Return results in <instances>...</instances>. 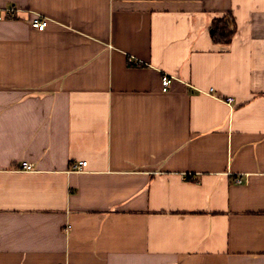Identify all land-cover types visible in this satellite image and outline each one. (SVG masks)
<instances>
[{"label":"crops","instance_id":"obj_1","mask_svg":"<svg viewBox=\"0 0 264 264\" xmlns=\"http://www.w3.org/2000/svg\"><path fill=\"white\" fill-rule=\"evenodd\" d=\"M0 14V264H264V0Z\"/></svg>","mask_w":264,"mask_h":264},{"label":"trees","instance_id":"obj_2","mask_svg":"<svg viewBox=\"0 0 264 264\" xmlns=\"http://www.w3.org/2000/svg\"><path fill=\"white\" fill-rule=\"evenodd\" d=\"M212 36L215 42L227 44L229 43L237 30V24L232 14L215 18L212 23Z\"/></svg>","mask_w":264,"mask_h":264},{"label":"built area","instance_id":"obj_3","mask_svg":"<svg viewBox=\"0 0 264 264\" xmlns=\"http://www.w3.org/2000/svg\"><path fill=\"white\" fill-rule=\"evenodd\" d=\"M7 12L10 15H13L15 13V8L14 7H9L7 9ZM2 18V15L0 14V19ZM48 18L41 15V14H36L31 18V25L36 28V29H40L43 30L46 28L47 24H48ZM172 79L173 76L169 75V74H164L162 76V90L164 92H167L169 89L170 84L172 83ZM231 100V99H230ZM87 165V161H81L78 164H75L74 168L75 169H79L80 167H84ZM22 169L25 170H32L33 169V165L31 163H29L28 161H23L22 162ZM238 182H241V179H238ZM71 227L68 226L67 229H70Z\"/></svg>","mask_w":264,"mask_h":264},{"label":"water","instance_id":"obj_4","mask_svg":"<svg viewBox=\"0 0 264 264\" xmlns=\"http://www.w3.org/2000/svg\"><path fill=\"white\" fill-rule=\"evenodd\" d=\"M212 32H213V30H212Z\"/></svg>","mask_w":264,"mask_h":264}]
</instances>
